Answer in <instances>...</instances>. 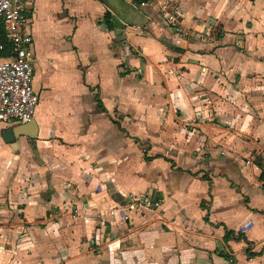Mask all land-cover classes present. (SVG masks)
Instances as JSON below:
<instances>
[{
  "label": "crops",
  "instance_id": "obj_1",
  "mask_svg": "<svg viewBox=\"0 0 264 264\" xmlns=\"http://www.w3.org/2000/svg\"><path fill=\"white\" fill-rule=\"evenodd\" d=\"M27 10L44 97L36 88L25 131L39 158L5 141L20 122L0 126V264H231L220 250L264 264V0H27ZM105 11L116 28L99 22ZM145 191L159 208L109 215Z\"/></svg>",
  "mask_w": 264,
  "mask_h": 264
},
{
  "label": "built area",
  "instance_id": "obj_2",
  "mask_svg": "<svg viewBox=\"0 0 264 264\" xmlns=\"http://www.w3.org/2000/svg\"><path fill=\"white\" fill-rule=\"evenodd\" d=\"M171 24L178 20L173 11L166 13ZM0 23H3L13 49L10 55L0 57V126L10 122H28L35 117L40 94L35 87L34 52L32 49L31 16L27 0H0ZM3 45L0 44V50ZM161 199L155 193L129 192L123 203L111 207V217L119 215L130 219V212L138 208H159ZM72 216L88 218L86 205H73ZM241 230H245L242 228Z\"/></svg>",
  "mask_w": 264,
  "mask_h": 264
},
{
  "label": "trees",
  "instance_id": "obj_3",
  "mask_svg": "<svg viewBox=\"0 0 264 264\" xmlns=\"http://www.w3.org/2000/svg\"><path fill=\"white\" fill-rule=\"evenodd\" d=\"M148 1L149 0H133V2L137 5L144 3V2H148ZM99 22L101 24H104L105 27L109 30H112L119 25L118 21L111 15L109 11H105L103 18ZM0 44L3 45V49L0 50V57L10 55L12 52L13 46L7 37L6 29L3 23H0ZM95 99H96L98 108L105 112L106 108L102 100L100 99V97L96 95ZM259 166L262 168L260 179L264 180V169H263V165L261 162L259 163ZM233 234H234V230H230V229L226 230V233L224 236L225 240H228V237L232 236ZM238 237L246 241V243L248 244V247L246 249L247 256L252 257L254 253L251 252L249 248L250 242L247 240V238L243 234L238 235ZM219 253L226 259L230 260L231 264H235V257L230 255L227 251L220 250Z\"/></svg>",
  "mask_w": 264,
  "mask_h": 264
},
{
  "label": "water",
  "instance_id": "obj_4",
  "mask_svg": "<svg viewBox=\"0 0 264 264\" xmlns=\"http://www.w3.org/2000/svg\"><path fill=\"white\" fill-rule=\"evenodd\" d=\"M35 119H32L28 122H24L21 124H18L12 128H8L4 131L3 137L7 143H20V142H27L30 147L32 148L35 156L39 158L38 150L36 148V133H29L26 132L25 129L34 126Z\"/></svg>",
  "mask_w": 264,
  "mask_h": 264
},
{
  "label": "rangeland",
  "instance_id": "obj_5",
  "mask_svg": "<svg viewBox=\"0 0 264 264\" xmlns=\"http://www.w3.org/2000/svg\"><path fill=\"white\" fill-rule=\"evenodd\" d=\"M35 73H36L35 75H37L38 73L37 68H35ZM52 85H53V93H54V108L62 109V107L66 104V94H64L65 90L63 89L64 84L56 82L54 78V80H52ZM35 86L40 92H42L41 97H44L42 84L41 83L39 84L38 80L36 79H35Z\"/></svg>",
  "mask_w": 264,
  "mask_h": 264
}]
</instances>
